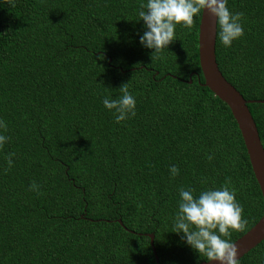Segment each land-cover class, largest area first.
Masks as SVG:
<instances>
[{
	"label": "trees",
	"instance_id": "trees-1",
	"mask_svg": "<svg viewBox=\"0 0 264 264\" xmlns=\"http://www.w3.org/2000/svg\"><path fill=\"white\" fill-rule=\"evenodd\" d=\"M141 3L0 0V134L9 137L0 148V264L206 261L173 231L181 187L198 196L230 180L248 220L232 241L263 213L236 123L202 85L200 15L155 54L140 43ZM227 7L244 14V35L225 47L216 23L217 68L243 99L264 100V0ZM124 83L135 115L117 123L103 100L119 98ZM246 107L264 151V102ZM239 260L264 264V238Z\"/></svg>",
	"mask_w": 264,
	"mask_h": 264
},
{
	"label": "clouds",
	"instance_id": "clouds-1",
	"mask_svg": "<svg viewBox=\"0 0 264 264\" xmlns=\"http://www.w3.org/2000/svg\"><path fill=\"white\" fill-rule=\"evenodd\" d=\"M227 3L228 0H147L146 4L141 3L138 12L139 20L144 21L147 29L140 37V43L154 49L155 54L161 53L176 40L177 25L191 30L194 18L207 9L216 17L220 41L225 47H230L235 39L244 35L241 23L244 14L231 12ZM119 89L122 93L119 98L106 97L103 100L108 110H115L117 123L134 116L136 107V99L129 92L128 83L122 84ZM0 128L7 130V124L2 119ZM8 139L0 134V148ZM14 155L9 153L7 156L9 168L13 165ZM170 172L174 177L179 174V168L173 165ZM230 183L228 180L220 188L204 190L198 196H194V189L181 187V199L173 225V231L182 233V239L200 256L219 264H240L238 246L230 237L233 231H244L248 224L243 206L236 199V190L230 187ZM29 189L39 194L40 185L33 181Z\"/></svg>",
	"mask_w": 264,
	"mask_h": 264
},
{
	"label": "water",
	"instance_id": "water-1",
	"mask_svg": "<svg viewBox=\"0 0 264 264\" xmlns=\"http://www.w3.org/2000/svg\"><path fill=\"white\" fill-rule=\"evenodd\" d=\"M216 17L207 9L199 16L197 26V59L203 78L202 85L221 100L229 109L242 139L251 172L258 185L264 207V151L259 141L254 121L246 103L264 100H245L239 92L224 79L217 68L214 57ZM190 82V80H188ZM120 223V221L118 220ZM152 247V234H147ZM264 238V211L259 219L233 242L237 244L238 258ZM198 264H219L217 261H201Z\"/></svg>",
	"mask_w": 264,
	"mask_h": 264
}]
</instances>
